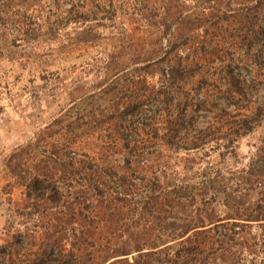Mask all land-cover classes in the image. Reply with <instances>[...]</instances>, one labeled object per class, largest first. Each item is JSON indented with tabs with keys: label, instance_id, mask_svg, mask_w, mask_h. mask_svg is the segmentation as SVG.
I'll return each mask as SVG.
<instances>
[{
	"label": "rangeland",
	"instance_id": "rangeland-1",
	"mask_svg": "<svg viewBox=\"0 0 264 264\" xmlns=\"http://www.w3.org/2000/svg\"><path fill=\"white\" fill-rule=\"evenodd\" d=\"M109 3L0 0V264H28L52 248V258L72 251L85 264H129L138 246L147 251L156 250L147 249L154 242L177 245L171 236L188 213L229 216L220 184L238 188V208L264 205V0H201V6L194 0H140L126 15L121 8L131 6V0H115L117 10ZM89 9L97 13L82 20ZM149 57L154 59L146 61ZM179 62L191 73L181 90L173 88L177 93L169 103L160 89L161 70ZM228 69L247 81L245 96L227 92ZM186 107L185 125L168 145L171 149L163 132L169 118L175 123ZM253 113L254 129L234 137L229 147L221 145L230 133L226 120ZM221 118L223 130L218 128ZM117 121L124 122L129 147H122L114 130ZM155 126L161 127L158 135ZM108 149L107 160L118 164L116 170L151 180L165 170L166 157L170 166L163 183L168 187L162 192L187 187L188 202L171 208L147 201L145 190L131 202L112 200L108 206L115 211L107 215L99 202L93 207L95 193L89 190L80 198L94 221L86 227L66 205L29 195V180L48 171V179L60 176L63 201L72 205V195L87 182L82 177L76 182L69 162L92 157L104 165ZM123 150L129 158L135 154L129 151H143L145 165L135 155L130 171ZM212 174L219 175L209 179ZM232 221L207 227L218 228L216 238H227ZM245 229L250 240L258 241L253 244L257 256L243 253L244 264H264L263 228ZM122 247L132 253L110 263Z\"/></svg>",
	"mask_w": 264,
	"mask_h": 264
},
{
	"label": "trees",
	"instance_id": "trees-1",
	"mask_svg": "<svg viewBox=\"0 0 264 264\" xmlns=\"http://www.w3.org/2000/svg\"><path fill=\"white\" fill-rule=\"evenodd\" d=\"M140 0H131V6L127 8H121L123 9V15L132 13V9H136V3ZM199 3V6H201V0H194ZM207 1V0H206ZM110 6H112V9L118 7L115 5V0H110L109 3ZM165 5V4H163ZM117 10V9H115ZM74 11V12H73ZM70 13L73 15L74 13H78V10H70ZM97 11L90 10L89 12L82 13V20H87L88 18H92ZM169 14H164V17ZM166 16V21L170 23L171 20ZM180 16H177L179 18ZM88 19V20H89ZM18 43V38H15L12 40V44L15 45ZM170 46V44H169ZM172 47V44H171ZM169 47V48H171ZM163 52H167V49L162 48ZM168 53V52H167ZM153 60L152 58H147L146 61ZM162 60V58H161ZM160 60V61H161ZM155 62V61H154ZM152 63V62H149ZM182 64V62H179L177 65H165L163 66L161 70V93L166 97V100L170 103V95L172 93H177L174 91L175 88H181L182 83L186 80V77L188 74H190ZM227 78L229 86L227 88V92L232 95V97H235L236 95H246V86L247 81L242 79L238 74L234 72L233 69L227 70ZM181 90V89H180ZM142 102V100H141ZM139 104H134V108L138 107ZM186 111L187 107L180 111L178 114V117L175 118V123H173V120L169 118L168 120V126L166 127L165 132H163V140L165 144L168 146L171 143V140L175 138V136L179 133V130L182 128L183 125H185L186 121ZM227 111V110H225ZM263 111V112H261ZM260 113H264V110L261 109ZM228 115L231 116V112H227ZM236 114L235 116L232 115L234 118H229L226 120V123L230 126V133H228L226 136H223L225 140H223V143L221 145L225 147H229L230 140H234V137H237L239 135H243L246 132H249L254 129L255 126V119L253 117L255 114ZM225 118H221V127L220 130H223V124ZM124 122L117 121L114 124V130L118 132V134L122 137L123 143H121L122 147H129V141H131L128 138H125L124 132H125V126L123 125ZM160 128L158 126H155V133L156 135L159 134ZM109 135V134H108ZM126 135V134H125ZM83 139L84 135H80ZM127 137V135H126ZM220 138H218V142L220 143ZM113 142V140H111ZM222 141V140H221ZM228 141V142H227ZM93 142V141H92ZM110 142V143H112ZM97 145H99L100 142L95 141L93 142ZM195 145L198 147V143L196 142ZM202 145V144H201ZM101 146L103 148V143H101ZM120 146V145H119ZM195 146V147H196ZM222 146V147H223ZM110 147V146H109ZM113 147V146H112ZM118 147V146H115ZM171 149H173V146H168ZM110 149L106 150V157L105 153L103 152L102 155L106 158H104V161L106 162L104 165H100L98 162L95 161L92 157L91 160H78V162L71 161L69 164L73 168L72 170L76 171V174L78 175L77 178H74L76 182L79 184L80 180L79 177H82L83 181L87 182L86 187H84V184H82V187L79 188V190H76L74 195L75 199L72 205L66 204V202L63 201V198L65 196V191L61 189L60 182L57 180H60V176H58L59 179H48L47 177L52 176L48 171L44 174L36 173L33 175V178L29 180L27 183V187L29 190V195H34L33 198L45 201H50L56 205V207H64L68 208L71 213V217L74 218L79 224L93 226L94 221L92 220L91 216L87 214V211L89 209V205L87 204L86 200L82 201L80 198L88 197V191L92 190L94 191V196L92 197V204L93 207H97L96 203H100L101 205H104L106 209H104L105 214L107 215H113L115 209L112 208V206H108L109 203H111L112 200L117 201H128L131 202V198H135L140 191L142 193L149 190L148 194H146L147 201L148 200H155L157 202H160L163 204L170 205L171 208H174L176 205L182 204V202L185 201V203L188 202V193L187 187L176 185L172 191V193H169V191H166V193L162 192L167 188L168 185H164L163 179L165 175H167V166H170L169 160H166V157L164 158L165 170L163 168L162 174L154 176V178L148 179L146 175L136 176L133 173L128 172H121L118 169L116 170L115 167H119L118 164L109 163L108 158L112 154L109 153ZM113 151V150H112ZM108 152V155H107ZM77 153V152H76ZM116 154L118 152H115ZM126 152H122V159H124L125 167L129 168V170H132V165L135 161L134 156L136 155V162L138 164H142V167L145 165V163H141L144 159L143 157V151L137 150L136 152L129 151V153H135L133 158L125 157ZM87 154V153H85ZM88 155V154H87ZM128 158V160H127ZM131 163H130V162ZM78 164V166H77ZM61 165V164H60ZM60 171H64L63 168H59ZM221 171V170H220ZM246 172V169H244ZM215 173V172H214ZM217 175V174H216ZM210 175L209 179L217 178L218 175ZM135 178H138L140 182L143 184L139 185ZM50 180V181H48ZM145 180H148L145 184ZM239 180V178H238ZM212 181V180H211ZM241 180H239L240 183ZM169 183V182H167ZM239 187L240 184H237ZM142 187L144 189H142ZM220 187L223 191V203L227 206L228 209V215L227 217H224L221 214H217L216 212H212L211 214H206V211L200 212L198 214L191 215L188 213L187 219L184 220L181 228L176 231V234L171 236L172 239L178 240V244L173 246L167 245L164 247H161V244H152V246H148L149 248H156V250H147L142 251L144 249V246L140 247L138 246L136 251H138L137 256L134 257L133 261H130L128 259L129 264H141L143 263H149L151 261H156L158 264H244L243 260V253H249V255H252V253H255L257 256V253L254 250L253 244L256 243L258 240L255 238V240H250L248 238L247 232H250L249 230H246L245 228H252L255 226H258V228H263L264 231V205H256V210H249V207H243L238 208L235 206L234 201L237 199V195L235 193H238V188L235 189L234 186L231 187V190H228V187L226 184H220ZM175 191V192H174ZM35 193V194H34ZM137 194V195H136ZM174 195V196H170ZM72 196H70L72 198ZM185 198V200H184ZM213 198L210 196L208 201ZM88 199V198H87ZM183 203V205L185 204ZM256 203V202H255ZM254 203V204H255ZM253 204V203H252ZM73 207V209L71 208ZM156 206L150 205L149 209H156ZM159 210H162V208H158ZM199 210V209H198ZM64 211V210H63ZM256 211V212H255ZM199 212V211H197ZM69 213V214H70ZM192 213V212H191ZM224 219H233L232 221V228H229L231 230L230 234L227 236V238H216L215 233L217 232L218 228H211L207 227L210 224H213V227H218ZM219 222V223H217ZM231 222V221H227ZM230 223L222 224L223 226L228 225ZM238 227V228H237ZM245 229V230H244ZM215 232V233H214ZM85 232H82V236ZM92 233V232H91ZM84 237V236H83ZM180 238V240H179ZM85 240V239H84ZM51 243V242H50ZM240 245V248L237 245ZM19 246H22L19 243ZM132 253V251L126 247L119 248V250L116 252V254L113 255L115 259L111 261L110 263L119 260L121 258H118V256H126L128 254ZM52 254H54L53 248L51 251L46 250L44 256L40 257L39 259H33L28 264H85L84 263V257H82L81 254H74L72 251L68 253H60V257L58 258H52ZM128 258V257H126ZM217 258H221V260H217ZM111 259V258H110ZM109 260V259H108ZM220 261V262H219ZM132 262V263H131Z\"/></svg>",
	"mask_w": 264,
	"mask_h": 264
}]
</instances>
